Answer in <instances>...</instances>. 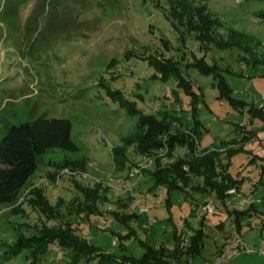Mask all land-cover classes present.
Segmentation results:
<instances>
[{"label": "rangeland", "instance_id": "rangeland-1", "mask_svg": "<svg viewBox=\"0 0 264 264\" xmlns=\"http://www.w3.org/2000/svg\"><path fill=\"white\" fill-rule=\"evenodd\" d=\"M176 1L1 4L0 140L12 125L65 118L79 152H47L19 200L0 205V264H127L148 249L174 250L176 237L186 249L199 229L200 254L169 262L216 264L232 249L230 213L248 210L252 221H242L239 237L261 244L264 0H189L215 20L204 37L177 15ZM221 80L230 95H222ZM152 125L168 128L164 143L169 134L192 133L197 154L219 152V170L228 166L232 179H242L241 195L224 203L195 175L180 190L156 185L167 174L162 168L191 155L186 145L137 152ZM209 203L216 214L205 211ZM221 264H264V255Z\"/></svg>", "mask_w": 264, "mask_h": 264}, {"label": "trees", "instance_id": "trees-1", "mask_svg": "<svg viewBox=\"0 0 264 264\" xmlns=\"http://www.w3.org/2000/svg\"><path fill=\"white\" fill-rule=\"evenodd\" d=\"M21 1V0H19ZM189 0L176 1L177 15L187 20L188 25L198 32L199 35L209 36L211 33L210 27L215 23L206 8H192ZM6 0H0V12L3 13L4 6L1 4ZM16 4L15 2H12ZM178 6V8H177ZM182 7V8H181ZM180 9V11L178 10ZM264 15V13H263ZM29 34V28H26ZM212 34V33H211ZM150 65H153L160 71H164L153 59L150 60ZM173 64L170 68L172 69ZM220 88L222 95H230V88L228 84L221 80ZM114 99H120L119 93L113 92ZM232 102L238 106H243L242 102H237L233 97ZM239 106V107H240ZM254 110V107L252 108ZM143 127H141L142 130ZM168 128L152 125L148 130H142L143 136H139L138 146L136 151L143 156H150L155 154L158 150L168 148L174 152L180 146H188V155L191 158H178L177 163L172 164L173 167L162 168L165 169L166 176L163 182H156V185H163L170 192L172 190H180L181 185L188 186L191 182L192 176H200L204 178L205 187L202 190L209 189L224 202L228 198L227 192L232 188L240 190L242 186L241 180L232 179L229 174L228 166H225L223 171L219 170L221 166V154L212 150L206 155L197 154L196 150L199 148L196 136L191 134L172 135L166 137V143L161 138H164ZM73 123L70 119L65 118H46L40 117L38 119L21 123L19 125H12L7 127L3 138L0 140V205L11 206L14 205L21 195L23 189L39 169L40 158L51 150H61L64 152L78 153L79 147L74 142L73 137ZM167 135V134H166ZM160 136L159 139L155 138ZM232 151V150H231ZM227 153L228 157L232 156ZM227 157V156H226ZM219 160V163H218ZM182 166V168H181ZM184 167L188 170L184 171ZM264 172V168H262ZM236 218V226L238 231H241V216H249L250 210L244 212L230 213ZM203 229L197 230L196 234L191 236V245L188 248L181 247V237H176V247L174 250L159 247L156 249H148L147 254L141 260H129L127 264H182L176 263L174 259L169 260L176 254H180L181 258L184 255L190 257L199 255L202 240L204 238ZM108 258H112L109 256ZM178 260V259H176ZM123 263V262H121ZM126 264V263H123Z\"/></svg>", "mask_w": 264, "mask_h": 264}, {"label": "built area", "instance_id": "built-area-1", "mask_svg": "<svg viewBox=\"0 0 264 264\" xmlns=\"http://www.w3.org/2000/svg\"><path fill=\"white\" fill-rule=\"evenodd\" d=\"M186 170H188V168L186 167ZM228 195L231 197L233 195H238L240 196L241 193L237 188H232L228 191ZM227 202H229L230 200H226ZM205 211L207 212V214L209 215H213L216 214V207L212 204L209 203L206 205L205 207ZM225 238H226V242L230 243L232 245V249L229 250L228 252H226L225 254H223L218 262H216V264H221L237 255H240L242 253H246V254H261L264 255V238L261 242L260 245H258L256 248H252L250 246H248L240 237H239V231L237 229L236 225H232L231 223L228 225L227 227V231L225 234Z\"/></svg>", "mask_w": 264, "mask_h": 264}, {"label": "crops", "instance_id": "crops-1", "mask_svg": "<svg viewBox=\"0 0 264 264\" xmlns=\"http://www.w3.org/2000/svg\"><path fill=\"white\" fill-rule=\"evenodd\" d=\"M249 217L252 218L253 216H249ZM249 217H248V216H241V223H242L243 220H244V221H246V220H251V221H252L251 218L248 219ZM261 218L264 219V216H261ZM263 234H264V229H263ZM263 238H264V236H263ZM263 238H262V240H263Z\"/></svg>", "mask_w": 264, "mask_h": 264}]
</instances>
